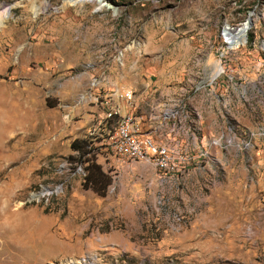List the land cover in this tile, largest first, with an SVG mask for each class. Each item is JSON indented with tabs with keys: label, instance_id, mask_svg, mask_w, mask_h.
<instances>
[{
	"label": "rangeland",
	"instance_id": "rangeland-1",
	"mask_svg": "<svg viewBox=\"0 0 264 264\" xmlns=\"http://www.w3.org/2000/svg\"><path fill=\"white\" fill-rule=\"evenodd\" d=\"M0 15V264H264V0H0ZM124 89L173 169L105 148L94 97Z\"/></svg>",
	"mask_w": 264,
	"mask_h": 264
},
{
	"label": "built area",
	"instance_id": "built-area-1",
	"mask_svg": "<svg viewBox=\"0 0 264 264\" xmlns=\"http://www.w3.org/2000/svg\"><path fill=\"white\" fill-rule=\"evenodd\" d=\"M133 96V90L124 89L121 93L115 91L105 97H94L104 108V120L107 123H114L113 131L105 142V148L118 157L150 163L163 172L173 169L171 151L164 139L148 131H142L140 119L132 113L123 111L120 99L129 104Z\"/></svg>",
	"mask_w": 264,
	"mask_h": 264
},
{
	"label": "trees",
	"instance_id": "trees-1",
	"mask_svg": "<svg viewBox=\"0 0 264 264\" xmlns=\"http://www.w3.org/2000/svg\"><path fill=\"white\" fill-rule=\"evenodd\" d=\"M71 147L73 150L79 151V161L85 164V186L100 195H104L111 184V176L95 161L94 156L90 154L91 148L83 139L74 140L71 143Z\"/></svg>",
	"mask_w": 264,
	"mask_h": 264
},
{
	"label": "bare ground",
	"instance_id": "bare-ground-1",
	"mask_svg": "<svg viewBox=\"0 0 264 264\" xmlns=\"http://www.w3.org/2000/svg\"><path fill=\"white\" fill-rule=\"evenodd\" d=\"M4 22H5V19L0 15V27H2ZM243 25L248 28L250 27V25L247 22H245ZM76 261H77L76 258H71L70 264H76ZM50 264H53V263H50ZM80 264H85V263H80Z\"/></svg>",
	"mask_w": 264,
	"mask_h": 264
},
{
	"label": "water",
	"instance_id": "water-1",
	"mask_svg": "<svg viewBox=\"0 0 264 264\" xmlns=\"http://www.w3.org/2000/svg\"><path fill=\"white\" fill-rule=\"evenodd\" d=\"M246 22L251 26L252 23H253V20H252V17H251V14L248 15L247 19H246Z\"/></svg>",
	"mask_w": 264,
	"mask_h": 264
}]
</instances>
